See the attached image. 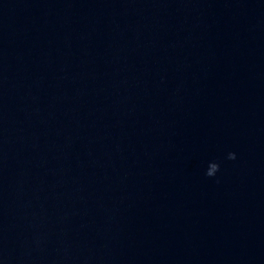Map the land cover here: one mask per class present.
<instances>
[{
  "label": "water",
  "instance_id": "water-1",
  "mask_svg": "<svg viewBox=\"0 0 264 264\" xmlns=\"http://www.w3.org/2000/svg\"><path fill=\"white\" fill-rule=\"evenodd\" d=\"M0 264H264V0H0Z\"/></svg>",
  "mask_w": 264,
  "mask_h": 264
},
{
  "label": "clouds",
  "instance_id": "clouds-1",
  "mask_svg": "<svg viewBox=\"0 0 264 264\" xmlns=\"http://www.w3.org/2000/svg\"><path fill=\"white\" fill-rule=\"evenodd\" d=\"M231 156H232V158H235V157H234V154H231Z\"/></svg>",
  "mask_w": 264,
  "mask_h": 264
}]
</instances>
